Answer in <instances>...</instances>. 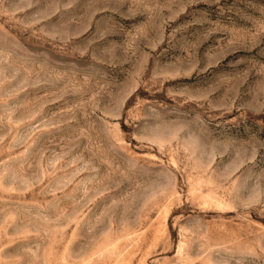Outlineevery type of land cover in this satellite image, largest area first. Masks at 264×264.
Returning a JSON list of instances; mask_svg holds the SVG:
<instances>
[{"label":"rangeland","instance_id":"rangeland-1","mask_svg":"<svg viewBox=\"0 0 264 264\" xmlns=\"http://www.w3.org/2000/svg\"><path fill=\"white\" fill-rule=\"evenodd\" d=\"M0 264H264V0H0Z\"/></svg>","mask_w":264,"mask_h":264}]
</instances>
